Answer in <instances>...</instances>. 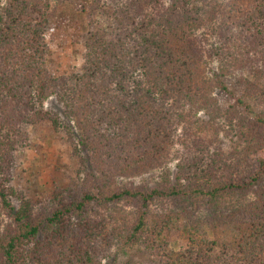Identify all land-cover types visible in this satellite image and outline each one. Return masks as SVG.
Masks as SVG:
<instances>
[{
    "label": "trees",
    "instance_id": "trees-1",
    "mask_svg": "<svg viewBox=\"0 0 264 264\" xmlns=\"http://www.w3.org/2000/svg\"><path fill=\"white\" fill-rule=\"evenodd\" d=\"M55 14L0 0V264H104L138 244L153 264H264V0H92L81 70L61 76ZM226 79L243 91L223 108ZM44 123L79 171L33 200L13 172ZM155 170L156 186L133 181Z\"/></svg>",
    "mask_w": 264,
    "mask_h": 264
},
{
    "label": "rangeland",
    "instance_id": "rangeland-1",
    "mask_svg": "<svg viewBox=\"0 0 264 264\" xmlns=\"http://www.w3.org/2000/svg\"><path fill=\"white\" fill-rule=\"evenodd\" d=\"M49 1L56 10L55 16L48 23L46 33L50 70L54 76L79 71L83 65L84 53L83 39L79 36L87 31L86 13L92 0ZM99 20L105 28H108L104 18L99 17ZM260 84L264 86V78ZM225 86L227 88L225 92L215 91L223 108L234 103L243 91L234 79H226ZM47 107L60 111L54 99L47 103ZM28 130L31 134V145L17 154L18 160L13 172L12 185L33 200L49 198L55 191L65 188L70 179L76 177L79 163L73 157L72 148L67 143L63 132H55L46 123ZM226 131H221L218 138L215 137L216 139L212 141L215 146L230 150L236 140L231 134L227 136ZM182 148V143L178 141L174 147L175 159L170 164L172 172L176 171L175 166L179 161L176 157ZM160 179L161 172L155 170L135 177L133 181L154 187ZM182 243L180 238L175 239L171 241V247L178 250ZM104 264H153V261L145 247L138 244L132 248L115 249L113 255Z\"/></svg>",
    "mask_w": 264,
    "mask_h": 264
}]
</instances>
